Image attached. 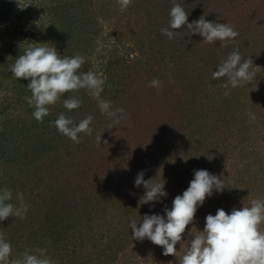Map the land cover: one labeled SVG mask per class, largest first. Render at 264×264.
Wrapping results in <instances>:
<instances>
[{
    "label": "rangeland",
    "instance_id": "1",
    "mask_svg": "<svg viewBox=\"0 0 264 264\" xmlns=\"http://www.w3.org/2000/svg\"><path fill=\"white\" fill-rule=\"evenodd\" d=\"M176 2L189 23L204 16L232 25L239 36L220 47L185 25L169 40L161 29L169 25L172 0H132L125 11L118 0H0V48L12 43L13 53L22 43L24 49L50 43L61 56L85 57L82 70L107 77L102 98L126 117L110 128L97 101L81 90L75 94L79 109L68 111L61 100L40 123L24 99L31 96L28 83L14 80V59L5 62L0 189L12 191L14 205L18 194L28 205L26 218L0 222L12 258L42 248L53 264H179L189 247L187 232L203 231L207 215L264 199V0ZM31 32L35 38L23 40ZM235 49L242 59L251 57L256 78L225 97L226 78L212 73ZM153 78L162 82L160 89L150 86ZM61 113L75 123L93 116L92 135L80 134L76 144L59 133L54 121ZM200 169L221 177L226 188L198 208L177 257L164 256L147 239L133 240L130 222L164 215ZM141 171L145 180L165 181L166 198L140 202L145 189L134 181Z\"/></svg>",
    "mask_w": 264,
    "mask_h": 264
},
{
    "label": "clouds",
    "instance_id": "2",
    "mask_svg": "<svg viewBox=\"0 0 264 264\" xmlns=\"http://www.w3.org/2000/svg\"><path fill=\"white\" fill-rule=\"evenodd\" d=\"M118 2L121 11H125L132 0ZM188 15L181 4L172 0L169 25L161 29L162 35L172 40L181 34L179 30L186 25L187 32L191 35H199L202 42L207 44L219 42L220 47L234 43L239 36V32L228 23L207 21L204 16L189 23ZM85 63V57L80 55L61 56L50 43H32L15 59L10 69L11 74L17 80L30 81L27 89L31 96L24 99L34 108L32 115L36 121L43 123L44 118L50 115V109L61 100L63 107L68 111L79 109L82 101L75 94L81 90L97 101L101 113L112 121L110 128L126 118L120 115L124 109H113L112 103L102 98L107 77L92 70L83 71ZM253 67L251 57L244 60L239 49H235L221 60L212 77L226 78L223 87L228 89L224 92L225 97H228L231 89L243 83H251L256 78ZM150 86L160 89L162 82L153 78ZM66 95L67 98H64ZM249 115L251 119H255L252 114ZM93 119V116L88 115L75 123L65 113H61L54 125L59 133L79 144L82 142L80 134L92 135ZM98 140L101 142V137H98ZM104 143L107 144V141ZM155 179L156 177L145 180L143 171L135 178V186H143L145 189L140 199L143 204L154 205L168 195L164 190L165 181L161 178L163 182H154ZM225 188L221 177L207 170H194V178L189 187L182 195L173 199L170 210L165 206L164 215L145 214L139 223L135 220L130 222L133 240L143 242L147 239L162 247L164 256L177 257L176 246H183L184 234L188 226L194 223L198 208L214 192L222 193ZM17 198L20 201L19 206L11 202L13 193L10 189H0V222L13 217L26 218L28 205L24 203L22 194H18ZM205 221L203 231L193 227L187 232L189 247L180 258L179 264H264V199H253L249 205L243 204L239 209L234 207L230 213L218 209L215 215H207ZM12 251L10 242L0 234V264H53L51 258L46 255V249H26L22 258H12Z\"/></svg>",
    "mask_w": 264,
    "mask_h": 264
},
{
    "label": "trees",
    "instance_id": "3",
    "mask_svg": "<svg viewBox=\"0 0 264 264\" xmlns=\"http://www.w3.org/2000/svg\"><path fill=\"white\" fill-rule=\"evenodd\" d=\"M22 29V28H21ZM21 29H19V30H21ZM32 33L33 32H31V35H26L24 38H23V40H33V38H35L34 37V35H32ZM7 41H9V39L7 40ZM23 44V43H22ZM22 44H19L18 45V47H13V48H17L16 49V51L15 52H13V53H11V51H8L10 48H11V45H12V43H11V45H7V46H5L6 48H8L7 50L5 49V47H4V49L3 48H0V69L3 67V66H6L5 65V62L7 63V64H9L11 61H9L11 58L12 59H14V61H15V59L16 58H18V56L20 55V54H22V52H23V50H24V44L22 45ZM15 63V62H14ZM14 63H12L11 62V64L13 65ZM5 70H7L6 69V67L4 68ZM10 69H11V66H10ZM8 74H10L9 72H8ZM14 79V78H13ZM14 80H16V78L14 79ZM21 81V82H20ZM20 83H23V84H27V83H29L30 81L29 80H24V79H20ZM0 84H1V82H0ZM20 86V89L22 90H24V86L22 85V84H20L19 85ZM25 91V90H24ZM6 108H7V105H6V107H5V110H6Z\"/></svg>",
    "mask_w": 264,
    "mask_h": 264
}]
</instances>
